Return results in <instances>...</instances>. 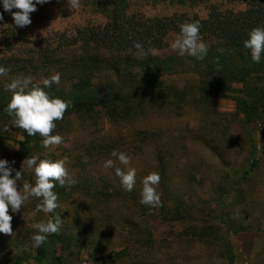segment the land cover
Here are the masks:
<instances>
[{
  "label": "rangeland",
  "instance_id": "obj_1",
  "mask_svg": "<svg viewBox=\"0 0 264 264\" xmlns=\"http://www.w3.org/2000/svg\"><path fill=\"white\" fill-rule=\"evenodd\" d=\"M128 1L130 12L142 11L154 17L184 10L207 14L202 3L190 6L169 0ZM247 1L225 0V3L245 8ZM85 2L80 0L79 7L71 9L67 0H49L30 14L32 22L23 28L16 27L12 15L4 12V20L0 21V60L12 54L15 47L20 52L36 53L37 45L25 43L26 37L38 40L51 31H70L76 24L104 22L105 17ZM14 28L19 29L16 35ZM8 37L14 42L12 48L4 43ZM176 39L174 36L173 43ZM18 66L0 77L5 90L17 77H31L34 84L43 87L44 76L49 72L37 73ZM114 78H117L114 73L109 72L94 80L106 82ZM174 78L178 82L183 80L180 76ZM213 108L216 113L206 115L203 109L187 106L180 116L152 114L147 120L109 117L100 108L68 111L62 120L55 122L56 128L51 133L61 135L63 143L44 148L43 137L39 135L28 152L19 150L17 140L23 138L20 128L12 126L13 119L4 115L0 117V158L14 160V167L22 173L18 190L24 183L34 185L36 181L34 167H27V158L38 156L40 160L53 161L67 158V187L58 194L59 207L54 216H60L64 232L71 236L70 243L60 247L68 264H206L220 257L217 239L214 244L205 243L187 234L184 228L212 224H219L222 233L229 236L235 264H264V121L249 122L232 97L216 98ZM147 130L152 132L149 134ZM224 130L232 133L229 143L222 139ZM163 144L170 150L166 157L170 164V189L180 192L184 203L192 204L193 199L196 204L182 220H163L150 213L148 219L141 217L139 203L131 195L133 191L120 189V177L116 174L117 168L125 173L134 168L133 190L142 191L144 178L156 173V150ZM113 151L126 153L130 164L124 165L112 157ZM108 159L114 161L111 168L104 167ZM219 186H224L226 193L224 189L215 192ZM155 187L160 193V181ZM40 202L32 197L19 212L11 213L9 209L13 217L11 236L23 242L21 250L33 249L34 224L49 220V213L33 215ZM142 228H148L153 235L145 231L146 238L137 236ZM151 239L152 244L147 241ZM14 248L15 243L8 244L0 256H7ZM122 249L131 255L118 258L115 252ZM33 256L32 253L21 264H38Z\"/></svg>",
  "mask_w": 264,
  "mask_h": 264
},
{
  "label": "trees",
  "instance_id": "obj_2",
  "mask_svg": "<svg viewBox=\"0 0 264 264\" xmlns=\"http://www.w3.org/2000/svg\"><path fill=\"white\" fill-rule=\"evenodd\" d=\"M169 1L190 6L202 3L207 14L202 16L199 12L184 10L154 17L142 11L130 12L128 0H86L87 6L105 17L104 22L76 24L70 31H51L38 40L26 37L25 43L37 45L36 53L20 52L19 47H15L12 54L0 60V66L12 72L18 65L22 69L29 68L27 71L46 70L49 72L44 76L46 78L52 76L50 73H59L60 83L45 90L51 97L69 102L66 112L100 108L109 117L147 120L152 114L180 116L187 106H192L209 115L216 113L213 108L216 98L232 97L249 122L264 121V58L260 63H254L251 50L244 47L248 33L264 25V0H248L245 8H236V4L229 6L225 0ZM195 21L201 25L200 36L207 46L202 60L171 51L172 39L180 36V25ZM16 31L19 29H13L14 35ZM137 42L142 49L134 46ZM4 43L14 45L10 37ZM109 72L117 78L106 82L94 80ZM176 76L183 77V80L176 81ZM12 95L0 85V117H9L4 109ZM147 132L150 134L152 131ZM20 133L23 138L17 140L19 150L28 152L39 133L30 136L22 128ZM232 137L231 132L223 131L222 139L226 143L231 142ZM168 150L169 146L164 144L156 150L160 205L150 207L141 204L142 191L132 190L131 195L139 203L141 217L146 218L150 213L163 220H182L196 205L191 198L192 204L184 203V196L170 189ZM66 187V184L61 186L57 183L54 191L59 194ZM120 189L124 190L123 187ZM223 189L226 193L224 186H219L215 192H223ZM49 214V219H54V214ZM63 227L58 233L49 234L42 246H33L31 251L21 250L23 242L17 237L0 233V251L15 243V251L0 256V264H21L32 253L38 264H68L60 247L69 244L71 236L64 232ZM135 227L140 228L137 224ZM147 229L139 230L137 236L146 238ZM184 230L205 243L214 244L217 239L215 245L218 243L221 248L220 257L206 264H235L232 242L228 235L222 233L219 224L186 226ZM147 233L153 235L152 231ZM152 239L147 240L148 243L152 244ZM115 253L118 258L131 255L123 249Z\"/></svg>",
  "mask_w": 264,
  "mask_h": 264
},
{
  "label": "clouds",
  "instance_id": "obj_3",
  "mask_svg": "<svg viewBox=\"0 0 264 264\" xmlns=\"http://www.w3.org/2000/svg\"><path fill=\"white\" fill-rule=\"evenodd\" d=\"M49 0H0L3 12H0V21L4 20V12L12 15L14 25L23 28L31 24L30 14L37 10V5L48 3ZM71 9L80 5V0H67ZM15 9L16 11H13ZM201 25L198 21L180 25V36L171 48L180 55L188 54L197 59H203L207 53V46L200 36ZM142 49L137 42L134 45ZM244 47L251 50V59L254 63H260L264 58V25L253 28L248 33V39L244 41ZM8 69L0 66V77L7 76ZM60 83V74H54L50 78L43 79V87L34 84L31 77H17L12 79L6 90L13 93L4 111L9 117H13L16 128H22L28 135L37 133L43 137L42 145L49 148L52 145L63 143V137L59 134H51L56 128V121L62 120L69 107V102L59 97H51L45 90L53 84ZM7 130V128H5ZM112 157L124 165L130 164V157L124 152L113 151ZM67 158L60 160H40L38 156L27 158V167H34L35 184L24 183L18 190L17 182L21 180L22 173L14 167L15 161L0 158V233L12 235L13 228L11 213H17L30 198H39L41 202L36 205L33 215L44 212L55 214L59 207L58 194L54 191L56 184L64 186L67 181ZM114 166V161L108 159L104 163L105 168ZM14 173V175H13ZM116 174L120 177L121 185L125 191L131 192L136 183V170L130 168L126 173L117 168ZM160 176L156 173L147 175L143 180V190L140 203L150 207L159 206L160 195L156 191ZM74 183V181L72 182ZM61 218L55 215L54 219L47 222L34 224L36 234L32 236L35 247L42 246L49 234L58 233L61 228Z\"/></svg>",
  "mask_w": 264,
  "mask_h": 264
}]
</instances>
